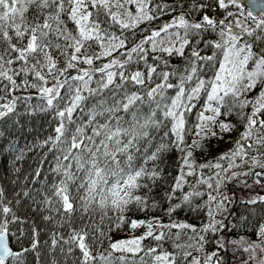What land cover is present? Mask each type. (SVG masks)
Wrapping results in <instances>:
<instances>
[{
    "label": "snow or ice",
    "instance_id": "snow-or-ice-1",
    "mask_svg": "<svg viewBox=\"0 0 264 264\" xmlns=\"http://www.w3.org/2000/svg\"><path fill=\"white\" fill-rule=\"evenodd\" d=\"M213 2L221 10L234 7L239 15L233 11H226V15L219 19L204 14L199 20L190 21L186 15L190 14L191 10L199 11L208 7L207 4L194 2L189 10L182 11L170 23L152 31L141 43L122 52L124 60L113 58L102 67L94 68L95 60L112 56L113 52L125 48L126 38H121L123 30H131L141 22L154 19L150 14L153 11L149 7L151 0H0V43L7 45L0 49V81L7 80L11 88L16 89L19 85L14 77L23 76V86L36 88L41 99L45 101L40 110H53L54 116L59 119L55 127L56 135L49 137V141L52 149L60 153L57 156L58 164L55 170L62 171L63 176L55 187L54 195L62 202L65 213L71 214L75 210L69 195L71 184H78V188L83 189L80 199L85 211L93 204L102 210L111 208L117 212L125 211L132 203L138 206L145 204L146 198L137 195L136 192L148 187L142 181L154 182L159 177L155 166L148 168L146 165L149 161L158 159L159 154L168 148V145L161 143L155 151L149 153L145 149L141 153L140 141L147 140L149 130L158 128L163 123L157 117L158 112L163 114L165 120L171 121V133L176 138L172 143L184 153L181 166L183 175H193L195 164L191 159L192 149H198L202 145L200 140L194 139L191 144L186 145L189 150L185 151V147H181L185 144L184 112L191 111V101L198 99L202 92L206 96L205 111H210L213 115L205 116L203 112L200 113L201 124L197 125L195 133L197 137L202 139L211 132L208 125L216 124V117L222 114V108H226L227 113L239 109L237 114L242 119L246 117L241 140H249L255 135L254 143L264 146V132L259 131L264 129V118H261L264 116V0H247L244 8H241L240 0ZM129 6H134L135 12L130 10ZM30 10H33L31 19L26 15ZM65 16L67 20L64 19ZM68 21L74 25L72 29L67 27ZM115 26L119 27L121 35L111 31ZM173 28L182 29L183 34L180 31L170 32L169 30ZM209 30L216 33L218 39L205 43L206 45L210 43L215 51L212 55L200 56L199 51L193 48L191 55L194 59L190 69H186V75L180 74L175 85L168 83L170 73L163 72L161 82L155 87H149L143 94L138 91L128 92L124 85L129 79L135 85L145 84L143 74L137 71L129 77L123 71L110 70L124 68L133 60V54L144 59L142 54L146 50L143 45L149 42L153 51L183 55L191 37ZM162 33L166 36H162ZM14 39L16 42H13ZM96 48L99 51H96ZM53 50L58 51L64 58L63 67L58 66ZM196 61H203L204 64L198 68ZM17 63L19 67H13ZM82 64L88 67L81 68ZM205 66L214 69L213 75L208 79L198 75ZM70 69L75 70L76 74L66 75ZM97 72L101 74V78L95 81L97 86L94 88L91 85ZM154 73L156 68L149 66L147 70L149 81ZM29 76L33 82L27 79ZM117 76L121 81L119 84L115 82ZM194 78L195 85L186 87ZM50 81L52 84L49 87L47 85ZM173 88L176 89L175 95L167 97V90ZM257 89H259L257 94L251 96ZM0 90L8 89L5 86V89ZM61 90H64L63 94ZM105 90H108L107 96L104 95ZM90 99H94L95 102L89 107L86 102ZM144 105L148 107L147 112L143 111ZM0 107L7 109V112L0 111V117H3L13 111L14 104ZM249 107L250 114H245L243 110ZM77 110L86 115L87 120L80 117L74 119L73 114ZM219 128L222 132H227L231 130V125L221 121ZM211 134L216 135L215 132ZM247 147L251 148L252 144H248ZM246 155L245 146L241 141H237L234 150L219 157L220 160L229 161L227 167H222L219 163L199 167L221 169L224 175H221V172L215 174L218 177L215 190L219 192L222 183L237 175L235 172L231 176L227 175L236 166L234 160L237 157L244 160ZM138 159L142 160L141 164L136 163ZM62 161L68 163L65 165ZM252 165L264 168V162L256 157L252 158ZM185 167L190 171L184 173ZM183 175L177 177L173 192L182 188ZM197 183H207L208 188L213 187L204 179H199ZM194 195L200 196L202 193L194 188L183 195V201H189ZM171 198L169 195V199ZM257 199L264 202V196H260L248 203L255 204ZM215 200V196L208 195L209 204ZM222 208L223 204L217 203L215 211ZM9 211V208H3L5 214ZM209 217L210 222L200 231H217L216 224L219 222L215 221L212 208L209 209ZM131 226L136 228L138 222L133 221ZM160 227L190 228L192 232H197L196 228L183 223ZM152 228L153 225L149 223L144 236L112 243L110 247L113 251L136 255L142 251L143 239L152 237L156 241H161L164 238V232L154 234ZM6 231V224L0 225V264H6L9 258L14 264H23V252H15L9 247ZM87 235L85 230L79 232L73 230L69 239L64 241L65 244L75 243L78 246L83 256L82 264H90L96 259L85 242ZM203 241L204 237L199 236L198 243L201 248ZM257 241L247 243L242 239L239 242L244 251L251 253V259L256 258L255 249L259 248L264 252V224L258 229ZM56 243L57 241L53 239V246ZM31 247L32 249L37 247L35 241ZM176 247L184 246L177 244ZM218 247L222 248L224 245L218 243ZM156 252V248L148 249V254ZM110 256L111 253L108 256L101 255L100 259L104 264H111ZM183 256L187 259L192 253L184 251ZM214 257H217L216 252L208 255L204 264H211ZM119 259L123 261L124 257L121 256ZM153 262L177 264L176 255L168 252L154 255ZM218 262L217 257V264ZM190 264H200V261L192 257ZM257 264H264V259L259 260Z\"/></svg>",
    "mask_w": 264,
    "mask_h": 264
},
{
    "label": "trees",
    "instance_id": "trees-1",
    "mask_svg": "<svg viewBox=\"0 0 264 264\" xmlns=\"http://www.w3.org/2000/svg\"><path fill=\"white\" fill-rule=\"evenodd\" d=\"M207 4L208 7L197 10H191L186 18L190 21L199 20L204 14L219 19L226 15V11H233L239 15L238 10L234 7L228 10H221L216 6L213 0H151L149 7L153 9L150 13L154 19L144 24L138 25L131 30H123L125 39V48L113 52L112 56L95 60L93 67L100 68L109 60L117 58L124 60L121 55L135 45L141 43L146 37L150 36L152 31L158 30L167 24L170 19V9L175 12H182L190 9L194 3ZM171 7V8H170ZM163 9V10H161ZM29 19L33 16V10L26 14ZM103 18V17H101ZM243 18V17H240ZM67 20V17H64ZM250 23V21H249ZM67 27L72 29L74 25L68 21ZM182 30V29H181ZM116 35H121L118 26L111 29ZM218 39V35L211 30L201 33L200 35L190 38V43L185 46L183 55L174 57L172 60L169 55L159 52L156 54H142L144 59H140L137 54H133V60L128 62L124 68L110 69L112 71H123L126 76L139 71L145 75V84L143 86L135 85L129 79L124 85L128 92L138 91L141 94L146 92L149 87H155L162 80V73H170L168 83L175 85L178 82L180 74H187L186 69H190L192 57L191 52L194 47L200 51V56L212 55L215 49L210 43ZM13 42H16L15 39ZM63 43V41H61ZM145 48L148 43L143 45ZM7 47L6 44L0 43V49ZM99 51L98 48L95 49ZM54 57L57 58L59 67L64 66V58L59 52L53 50ZM199 68L203 61H196ZM149 66L156 68L151 81L148 80L147 70ZM19 67V64L13 65ZM81 68H87V65H80ZM214 69L205 66L199 71L198 75L208 79L213 75ZM75 70H69L66 75H75ZM101 78L99 72L94 74L92 87H96V80ZM18 88L12 89L7 80L0 81V105L14 104L13 111L0 117V225L7 227L6 235L9 247L15 252H23V264H82V253L75 243L65 244L64 241L69 239L73 230L79 232L87 231L86 243L95 260L90 264H104L100 256H108L111 253V264H154L153 256L160 252L174 253L177 264H190L192 257H196L200 264H204L206 257L217 253L219 258L218 264H257L255 259H251V253L244 251V247L239 242L243 239L251 243L248 238L252 234L258 218L264 212V202L257 199V203L251 204L248 201L264 196V173L259 176L249 178H237L223 183L219 192L215 190L212 184L213 180L208 175V167L200 168V165L222 163L226 160H220L222 154L229 153L230 147H235L236 142L241 139V134L245 130L246 117L241 118L235 109L227 113L226 108H222L220 115L221 121L231 125V130L221 132L214 138L208 137L200 140L201 147L192 149V161L195 164L193 175H183L181 171L182 153L172 143L176 138L171 133V121L165 120L163 114L158 112L157 117L163 121L158 128L149 130L147 140L140 141L141 153L145 149L149 153L155 151L156 147L163 143L168 148L159 154V158L149 161L146 167L155 166L159 177L153 181H142L148 187L139 189L136 194L145 197V204L138 206L135 203L128 205L123 212H117L111 208L100 209L95 204L89 206L85 211L82 206L80 196L83 195V189L78 188V184L69 186L70 200L74 205V211L69 214L65 213L62 208V202L54 195L55 187L62 179L63 173L57 172V156L60 153L52 149L49 137H55V127L59 119L54 116L53 110L41 111V106L45 105L36 88H26L22 84L23 76H15ZM27 79L30 82L32 77ZM63 79V77H61ZM115 82L121 83L119 76ZM195 85L196 79L194 78ZM52 82L47 86H51ZM64 90H61L63 94ZM176 89H168L167 97L175 95ZM258 90L251 94H256ZM105 96L108 90H105ZM159 98V97H157ZM205 98L202 92L198 98L201 103ZM146 99V97H145ZM95 102L94 99L87 101L90 107ZM170 103V100L168 101ZM154 107V105H153ZM0 111L7 112L6 108L0 107ZM143 111L147 112V105L143 106ZM245 114H250L251 108H245ZM223 113H227L226 115ZM75 118L87 120L79 110L73 114ZM185 144L181 147L192 143L191 127L192 122L189 115L184 112ZM74 127V126H71ZM167 133V135H165ZM138 156L140 153L137 154ZM67 164L68 161H62ZM141 164L142 160H137ZM203 163V164H202ZM190 171L186 167L183 172ZM183 175L182 188L172 191L177 177ZM199 179H204L213 185L208 188L207 183L198 184ZM202 193L200 196H192L189 201H183V195L190 191ZM216 197L211 204L208 203V195ZM171 195V199H169ZM227 197V199H224ZM217 203H222L223 208L215 211ZM7 207L10 211L5 214L3 208ZM214 210V219L219 222L216 224L217 231L202 232L200 229L210 222L209 209ZM170 209H174L171 210ZM47 217V219H46ZM176 221V224H188L197 229L192 232L191 229H180L176 227H164L161 232L165 233L161 241L153 238H147L141 241L142 251L133 255L130 252L113 251L110 247L112 243L120 242L126 239L132 229L133 221H150V220ZM170 225V224H169ZM246 232L247 234H241ZM203 236V247L198 243V237ZM57 241L53 246L52 241ZM36 242L37 247L32 249V243ZM236 243H233V242ZM222 243L224 247H218ZM183 245V248H177L176 245ZM192 245V247H188ZM246 246V245H245ZM149 248H156L157 252L148 254ZM28 249V251H24ZM188 251L192 256L184 258L183 252ZM123 256L124 260L119 258ZM217 257L213 258L211 264H217ZM257 258V256H256ZM6 264H14L9 258Z\"/></svg>",
    "mask_w": 264,
    "mask_h": 264
},
{
    "label": "rangeland",
    "instance_id": "rangeland-1",
    "mask_svg": "<svg viewBox=\"0 0 264 264\" xmlns=\"http://www.w3.org/2000/svg\"><path fill=\"white\" fill-rule=\"evenodd\" d=\"M129 7H130V10H132L133 12H135V7L134 6H129ZM179 14H180V12H175V10H171L170 9V19H169V22L168 23H170L173 20V18L175 16L179 15ZM146 22H148V21L141 22L138 25L144 24ZM169 31L170 32L180 31L181 34H183V30H181V29H175V28H173V29H170ZM162 36H166V34L162 33ZM194 48H196V47H194ZM196 49L199 51L198 48H196ZM145 50L146 51L143 53L144 55L146 53L149 55V54H156V53L161 52L159 50L153 51L150 42L148 43V46H146ZM162 53H164V52H162ZM165 54L168 55L167 53H165ZM199 54H200V51H199ZM177 56H179V55L176 54L175 52H173L171 55H169V57H170L171 60L174 57H177ZM143 76H144V79H145L146 77H145L144 74H143ZM176 83H178V82L175 81V84ZM192 86H194L193 82H189V84L186 85V87H192ZM257 90L259 91V89H257ZM256 94L255 93H254V95L251 94V96L254 97ZM205 100H206V96H205L204 100L201 103L197 102L198 99H194L193 101H191V106H192L191 111H186V115H189L190 116L191 122H192L191 137H192L193 140L194 139H201L200 137H197L195 135V133L197 131V125L198 124H201V121L199 119L200 113L203 112L205 116H211V115H213V113H211L210 111H205ZM261 118H264V116H262ZM216 121H217L216 124H209L208 125V127L211 128V132H215L216 135L213 136L211 134V132H208L207 135H205L203 138H208V137L214 138V137H216L217 135H219L222 132L220 130V128H219V122H221L220 116L216 117ZM259 131L260 132H264V129H260ZM255 139H256V136L254 135L249 140H241V139L239 140L245 146V150L247 152V155L245 156L244 160H241L239 157H237L234 160V164L236 166H234L227 173V175L231 176V174L233 172L237 173V175L234 176V177H232L230 180L225 181V182H229V181H231L233 179H237V178H246V177L249 178V177H252L254 175L255 176H258L257 173H264V168H261L259 166H253L252 165V158L253 157H256L261 162H264V146H259V145L255 144L254 143V140ZM248 144H252V147L251 148H248L247 147ZM234 148L235 147H230L229 152L231 150H234ZM228 163H229V161L226 160V164L223 165L222 167H227L228 166ZM213 164H215V163H213ZM219 164H222V163L219 162ZM217 172H221V169H216V168L208 167V175H211V178L210 179L213 180L212 181L213 182L212 184L214 185V187H215L216 181L218 179V177H216V175H215ZM243 173H246V174H243ZM221 175H224V173L221 172ZM222 185H223V183H222ZM137 222H138V226L136 228H133L132 227L130 235L126 239H124L122 241H128V240H131V239H136V238H139V237L144 236L145 233L148 231V224L149 223H151L153 225L152 230H153V233L154 234H159L161 232V230L164 228V227H160V226L169 225V224L170 225L176 224V221L175 220L168 222V221H163V220H159V219L150 220V221H143L144 222L143 224H139V222H141V221H137ZM261 224H264V212L262 213V215L260 216V218H258V221H257L254 229L252 230V234L250 236H248V238L251 239V243L254 242V241L255 242H258L257 241V232H258V229H259V227H260ZM241 234L246 235L247 233L246 232H243ZM147 238H152V237H147ZM147 238H145V239H147ZM211 254H209V255H211ZM256 256H257V258H255V260H256V263H257L259 260L264 259V252H262L259 248H257V249H255V257Z\"/></svg>",
    "mask_w": 264,
    "mask_h": 264
},
{
    "label": "water",
    "instance_id": "water-1",
    "mask_svg": "<svg viewBox=\"0 0 264 264\" xmlns=\"http://www.w3.org/2000/svg\"><path fill=\"white\" fill-rule=\"evenodd\" d=\"M246 3H247V0H240L241 8H244V6H245ZM6 241H7V243H8L7 235H6Z\"/></svg>",
    "mask_w": 264,
    "mask_h": 264
}]
</instances>
